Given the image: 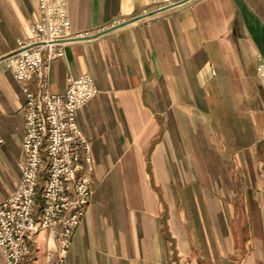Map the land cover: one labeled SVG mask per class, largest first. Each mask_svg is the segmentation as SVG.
<instances>
[{"label": "crops", "instance_id": "1", "mask_svg": "<svg viewBox=\"0 0 264 264\" xmlns=\"http://www.w3.org/2000/svg\"><path fill=\"white\" fill-rule=\"evenodd\" d=\"M174 2L67 0L82 36L51 59L50 88L88 72L97 92L77 112L94 169L65 264H264V0ZM38 14L0 0V201L24 159L4 56ZM28 242L25 264L54 249L47 228Z\"/></svg>", "mask_w": 264, "mask_h": 264}, {"label": "built area", "instance_id": "2", "mask_svg": "<svg viewBox=\"0 0 264 264\" xmlns=\"http://www.w3.org/2000/svg\"><path fill=\"white\" fill-rule=\"evenodd\" d=\"M66 4L38 0L30 35L17 38L15 49L4 56L21 82L25 103L19 181L0 201L1 264H25L28 237L42 228L54 239L43 264H65L92 193L90 141L77 112L97 92L94 78L88 72L68 75L63 91L52 90L49 81L51 59L64 53L68 40L82 36L72 30Z\"/></svg>", "mask_w": 264, "mask_h": 264}, {"label": "water", "instance_id": "3", "mask_svg": "<svg viewBox=\"0 0 264 264\" xmlns=\"http://www.w3.org/2000/svg\"><path fill=\"white\" fill-rule=\"evenodd\" d=\"M175 3H177V2H174V3H170L169 5H167V6H170V5H172V4H175ZM161 9V8H160ZM160 9H158V10H160ZM158 10H156V11H158ZM115 26H117V25H115ZM115 26H111V27H108L107 29H105V30H109V29H111V28H113V27H115Z\"/></svg>", "mask_w": 264, "mask_h": 264}]
</instances>
